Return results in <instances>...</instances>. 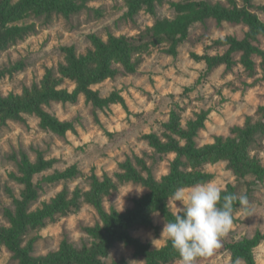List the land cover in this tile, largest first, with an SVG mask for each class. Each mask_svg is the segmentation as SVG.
<instances>
[{
    "label": "trees",
    "instance_id": "obj_1",
    "mask_svg": "<svg viewBox=\"0 0 264 264\" xmlns=\"http://www.w3.org/2000/svg\"><path fill=\"white\" fill-rule=\"evenodd\" d=\"M92 1L0 0V53L36 32V24H26L23 22L25 19L36 17L48 23L55 16L70 18L84 11L98 12L91 7ZM239 1L240 4L237 0H230V5H226L211 0H127L126 17L134 19L144 10L155 17L153 25L137 36L110 32L104 39L97 33H91L88 35L91 46L85 52H79L76 45L62 46L63 61L56 67L47 68L39 82L25 87L21 93L0 95V127L9 121L25 122L27 116H35L40 120L41 128L64 137L69 130H75L73 122L60 120L46 107L53 102L76 104L82 97L96 108L107 107L112 102L124 104L119 93L103 97L95 86L120 73H135L144 55L154 46L167 45L166 51L177 55L178 47L188 37L190 29L196 23H206L211 18L218 22L244 24L247 31L241 39L233 36L218 39L214 46H227L224 53L197 58L205 59L208 72H211L221 65L231 68L236 63L235 54H240V62L247 74L255 76L258 68L264 70V49L259 44L260 37H264V21L252 10L253 0ZM165 3H170L175 10L172 18L157 16L158 7ZM19 68V65H14L0 69V78L13 74ZM67 83L74 87L70 89ZM180 109L177 105L171 110L168 121L161 127L162 133L154 131L143 135L155 153L175 154L169 172L161 179L155 177L148 154L128 157L119 164L116 172L102 176L95 172L85 175L73 166L55 171L43 180L57 183L84 176L87 188L78 185L71 189L65 185L50 201L36 206L44 181L35 182L34 176L51 168L56 160L47 161L39 154L36 162H31L23 155L17 163L18 172L11 174V178L23 185V191L19 198H15L13 207H6L3 211L7 223L0 225V250L6 248L17 264H128L124 258L106 261L112 248L123 243L132 247L136 256L143 257L145 264L179 262V254L168 240L163 246L152 248L150 243L134 236L133 231L157 229L154 222L156 213L166 221L172 220V209L167 206L169 198L177 188L213 180L214 174L205 170L208 164L224 161L235 176L236 183L222 189V195L246 194L249 200L256 183L264 180V165L256 153L264 148V105L254 115H248L243 125L233 126L228 136H217L214 142L204 145L196 139L205 126L207 112L197 113L195 118L183 124ZM127 183L143 186L147 192L135 198L132 207L125 211L113 207L107 210L105 200ZM85 204L94 207L99 215L95 225L84 228L90 241L76 246L64 239L56 251L40 256L33 254V242L27 241L32 234L81 210ZM233 207L235 220V213L241 206L237 201ZM262 239L263 235L258 233L230 243L233 264L238 261L258 264L255 248Z\"/></svg>",
    "mask_w": 264,
    "mask_h": 264
},
{
    "label": "rangeland",
    "instance_id": "obj_2",
    "mask_svg": "<svg viewBox=\"0 0 264 264\" xmlns=\"http://www.w3.org/2000/svg\"><path fill=\"white\" fill-rule=\"evenodd\" d=\"M211 1L230 5V0ZM90 5L99 11H84L70 18L55 16L48 23L36 17L25 19L23 22L26 24H36V32L0 53V69L14 65L20 67L13 74L0 78V95L21 93L25 87L39 82L47 68L56 67L63 61L62 46L76 45L79 52H85L91 46L88 39L91 33H97L104 39L110 32L137 36L155 21V17L144 10L134 19L126 17L127 0H94ZM252 10L264 21V0H253ZM174 15L175 10L170 3L157 9L159 17L172 18ZM246 31L244 24L218 22L211 18L206 23H196L190 29L188 37L178 47L177 55L169 54L167 45L152 47L135 73H120L95 86L103 97L119 93L124 104L112 102L107 107L96 108L84 97L76 104L53 102L46 109L62 121L73 122L75 127L64 137L41 128L40 120L35 116H27L25 122L9 121L1 126L0 225L7 223L4 209L13 207L15 198H19L23 191V185L11 178L12 173L18 172L17 163L23 155L31 162H36L39 154L47 161L56 160L51 168L35 174V182L73 166L85 175L92 172L100 176L113 174L121 162L135 154L150 155L148 162L153 173L161 179L169 172L175 154L155 153L143 135L154 131L162 133L163 123L168 121L171 110L177 105L181 107L183 124L195 118L197 113L207 112L205 126L196 139L200 145L212 143L220 135L228 136L233 126L243 125L248 115H254L264 105V70L258 68L255 76L250 77L240 62V54H235L236 63L231 68L221 65L208 72L207 61L197 57L224 53L227 46L216 48L214 43L227 36L241 39ZM259 44L264 49V37H260ZM67 86L70 89L74 87L72 83H67ZM256 153L264 165V148ZM205 170L214 174L210 182L221 185L222 189L236 183L233 172L224 161L208 164ZM42 185L36 206L50 201L65 185L71 189L78 185L88 186L84 176L57 183L44 181ZM146 192L143 186L127 183L108 197L104 206L107 210L113 207L122 212L132 207L133 200ZM249 204L254 214L250 216L240 207L235 213L232 228L221 240V246L210 256L198 259L197 264H233L230 243L258 233L263 235V239L255 248V259L258 264H264V180L256 183ZM98 221L96 209L85 204L81 210L35 232L27 241L33 242V254L37 256L58 250L64 239L80 246L91 240L84 228ZM154 222L157 229H138L133 231V235L150 243L152 248H159L167 242L161 236L163 218L155 214ZM123 258L128 264H145L143 257L136 256L133 248L123 243L112 248L106 261ZM0 264H17V261L3 248L0 250ZM236 264L245 263L238 261Z\"/></svg>",
    "mask_w": 264,
    "mask_h": 264
},
{
    "label": "clouds",
    "instance_id": "obj_3",
    "mask_svg": "<svg viewBox=\"0 0 264 264\" xmlns=\"http://www.w3.org/2000/svg\"><path fill=\"white\" fill-rule=\"evenodd\" d=\"M222 191L221 185L208 182L177 188L169 198L173 219H163L161 236L179 254V264H197L198 258L210 256L221 246L233 226L234 202L250 216L254 214L246 194L222 195Z\"/></svg>",
    "mask_w": 264,
    "mask_h": 264
}]
</instances>
